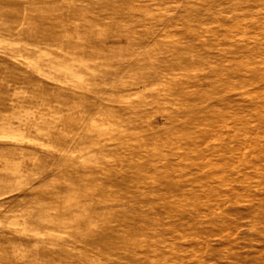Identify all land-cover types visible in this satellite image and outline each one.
I'll return each instance as SVG.
<instances>
[{"label": "rangeland", "instance_id": "1", "mask_svg": "<svg viewBox=\"0 0 264 264\" xmlns=\"http://www.w3.org/2000/svg\"><path fill=\"white\" fill-rule=\"evenodd\" d=\"M0 264H264V0H0Z\"/></svg>", "mask_w": 264, "mask_h": 264}, {"label": "bare ground", "instance_id": "2", "mask_svg": "<svg viewBox=\"0 0 264 264\" xmlns=\"http://www.w3.org/2000/svg\"><path fill=\"white\" fill-rule=\"evenodd\" d=\"M226 8H230V7H226ZM231 9V8H230ZM227 12V11H226ZM229 12H230V10H229Z\"/></svg>", "mask_w": 264, "mask_h": 264}]
</instances>
